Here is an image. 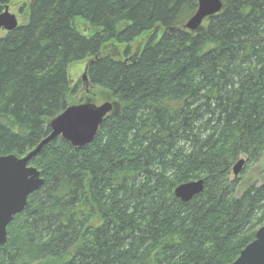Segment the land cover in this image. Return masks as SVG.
<instances>
[{
	"label": "trees",
	"instance_id": "1",
	"mask_svg": "<svg viewBox=\"0 0 264 264\" xmlns=\"http://www.w3.org/2000/svg\"><path fill=\"white\" fill-rule=\"evenodd\" d=\"M0 0V157L26 156L81 87L116 107L83 148L58 138L30 166L43 186L8 227L0 264H233L264 226V184L235 164L264 156V0ZM205 180L189 203L174 195Z\"/></svg>",
	"mask_w": 264,
	"mask_h": 264
},
{
	"label": "water",
	"instance_id": "2",
	"mask_svg": "<svg viewBox=\"0 0 264 264\" xmlns=\"http://www.w3.org/2000/svg\"><path fill=\"white\" fill-rule=\"evenodd\" d=\"M198 8L187 20L184 28L198 31L205 20L219 14L223 9L221 0H196ZM19 27L17 16L10 13V8L0 14V35L2 31L13 32ZM87 81V75L84 76ZM116 105L109 101L101 105L82 103L68 107L63 113L50 122L51 133L25 157L16 155L0 157V245L7 243L8 226L15 216L21 214L28 203V198L44 184L40 171L31 167V161L42 149L63 138L76 148L90 145L96 138L106 117ZM247 161L239 160L234 168V176L242 173ZM205 190V180L181 184L174 191L177 199L189 203ZM233 264H264V226L256 233L252 241Z\"/></svg>",
	"mask_w": 264,
	"mask_h": 264
},
{
	"label": "rangeland",
	"instance_id": "3",
	"mask_svg": "<svg viewBox=\"0 0 264 264\" xmlns=\"http://www.w3.org/2000/svg\"><path fill=\"white\" fill-rule=\"evenodd\" d=\"M11 13L18 15V6L12 8ZM5 34L6 32L3 31L1 34V37L4 36ZM87 71H88V60L81 62V63L72 64L69 67V74H70L71 83L73 87L75 88L77 85L82 83L81 87L77 90V93L73 95V105H78L82 103H91L90 101H88V99L97 98L96 96V94L98 95L97 91L95 94L94 89H92L91 87L89 88L86 85L88 78H87V81H84V76L87 75ZM105 102H106L105 100H99L94 104L101 105ZM241 159L246 160V157H242ZM231 179L232 180L237 179L238 183L240 184L239 192L237 193L238 195L242 194V192H244V190H246V188L249 186L263 185L264 184V156L261 158L260 161L256 163L249 164L247 162L242 173H240L238 176H234L232 173ZM43 264H47V263L44 262Z\"/></svg>",
	"mask_w": 264,
	"mask_h": 264
}]
</instances>
